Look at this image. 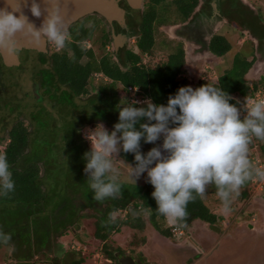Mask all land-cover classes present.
Here are the masks:
<instances>
[{"label":"rangeland","instance_id":"rangeland-1","mask_svg":"<svg viewBox=\"0 0 264 264\" xmlns=\"http://www.w3.org/2000/svg\"><path fill=\"white\" fill-rule=\"evenodd\" d=\"M253 5L258 7V12L264 19V0H255ZM174 15V12L168 11L164 12L162 17L170 23H175ZM171 33L173 34V29L168 30L165 27L160 31L156 30L157 50L170 53L171 46L162 40L165 41L166 35L170 36ZM215 33L225 36L232 42L233 49L227 58H217L208 51L202 52V57L195 62L187 58L185 77L188 78V86L193 89L207 83H215L221 71L228 66V58L231 59L242 47L251 49L248 42H256L254 37L246 33L240 34L235 30L233 32L219 29ZM88 42L92 47L94 41ZM127 43L133 49V41ZM257 45L261 48L257 53L259 62H256V67L247 74L248 81L257 80L263 67L260 58H264V43L260 44L261 46ZM108 49L113 50L111 47ZM32 66L34 67L31 70L27 64L23 69L11 65L5 83L1 84L0 139L11 128L14 119L24 120L31 133L28 154L24 160L31 158L40 164L42 173L39 182L45 187L49 202L36 208L8 204L0 206V231L10 233L12 237L7 245L0 242V264H52L48 261L52 256L62 257L61 264H70L77 257L73 253L75 251L91 255L83 264H106L104 255L99 250L95 252V248L100 246L91 236L93 218H80V215L100 213L110 198L102 203L92 199L93 192L84 173L86 161L83 155L91 148L90 142L86 139L89 130L103 124L111 132L116 123L108 118L107 111L100 108L94 100H75L66 89L58 88L56 83L51 87V97H48V100L46 98L40 103L39 100L32 98L34 94L29 74L31 72L37 74L40 69L41 71L47 69L44 74L46 71L49 72L46 65L45 69L43 67L38 69L35 62ZM101 80L106 81L98 75L94 83L98 84ZM26 93L29 97L25 96ZM119 95L121 102L118 110L125 105L128 98L129 102L139 101L132 97V93L119 91ZM5 143L6 140H0V151L3 150ZM253 152L252 163L264 169L259 150L253 148ZM113 159L119 171V180L143 185L146 173L134 182L130 178L127 166L116 156ZM23 163L25 164L24 161ZM252 183L253 192L246 202L241 203L240 192L243 187L238 193L233 194L231 211L228 214L222 211L217 195L210 193L203 196L211 211L224 216L222 223L216 227L194 222L187 232L175 235L176 241L160 238L152 228L147 227L146 244L140 250L142 262L230 264L233 261L232 264H241L237 261L245 258H254L255 262L258 258L257 252H260L261 248L255 246L252 241L256 230L252 232L250 227L257 229L264 227V211L262 217V213L256 212L255 208L264 205V184H260L259 180H252ZM26 212H30V215ZM247 223L251 224L247 226ZM130 235L131 231L128 228H122L119 234L111 237V245L124 248L131 238ZM42 252L44 254H41ZM252 253L254 256H251ZM134 258L139 260V255L136 254Z\"/></svg>","mask_w":264,"mask_h":264},{"label":"clouds","instance_id":"clouds-1","mask_svg":"<svg viewBox=\"0 0 264 264\" xmlns=\"http://www.w3.org/2000/svg\"><path fill=\"white\" fill-rule=\"evenodd\" d=\"M5 4L0 8V53L18 54V36L30 44L65 49L70 33L61 0H16L15 7L5 0ZM24 9L40 20L38 26ZM86 27L94 29L95 23L89 21ZM76 43L81 50L91 46L87 40ZM232 99L220 87L207 83L195 89L180 87L168 96L166 106L154 104L151 98L125 100L111 132L98 124L86 136L91 148L83 155L84 173L92 199L102 203L122 195L113 157L123 152L134 155V166L123 161L130 178L135 182L146 173V182L154 188L151 196L157 214L176 230L187 226V205L205 196L210 185L216 189L222 211L228 214L233 194L249 181H264V169L249 158L253 138L264 141V99L247 96L240 107L230 103ZM141 141L155 146L145 154ZM14 189L7 157L0 155V196ZM115 215L109 213L108 223L114 222ZM11 239L10 233L0 231V242L7 245Z\"/></svg>","mask_w":264,"mask_h":264},{"label":"trees","instance_id":"trees-1","mask_svg":"<svg viewBox=\"0 0 264 264\" xmlns=\"http://www.w3.org/2000/svg\"><path fill=\"white\" fill-rule=\"evenodd\" d=\"M182 1H186L187 6L189 5L190 12L195 5V0L192 1V4L188 3L190 0H179V8L182 7ZM161 3L163 4V0H151V3L146 6L139 22L132 26L136 33L133 49L130 47L128 50H122L117 56L113 50L108 49L111 45V37L105 30L104 23H101V19L84 18L73 24L69 28L70 36L65 49L51 50L46 57L57 85L66 89L75 100H94L100 108L107 111L108 118L115 123H118L117 112L121 102L119 91L126 94L132 93V97L139 101L151 98L154 104L166 106L168 96L175 95L180 87L188 86L189 83L188 78L185 77L182 47L180 45L171 47L170 53L155 48V28L166 23L159 18L161 14L158 16L157 13L156 7H159ZM189 12L180 19L185 20ZM261 18L258 16V21L264 26V19ZM89 21L95 23L94 29L90 30L86 27V23ZM238 30L239 33L243 31L242 24ZM251 35L256 37L253 30ZM257 38L260 44L262 41L264 42V31ZM80 40L94 41L93 46L81 50L76 43ZM162 41L167 43L166 40ZM247 44H251V49L247 50L242 47L235 52L231 59L228 58V66L218 75L217 81L209 83L227 92L233 98L230 103L237 107L244 103L245 97H254L258 92H264V58H260L263 61V67L259 78L254 81L247 79L249 71L256 67L255 64L259 60L257 53L261 48L255 47L251 42ZM260 44L259 46H261ZM232 45V42L225 36L215 35L209 41L206 50L217 58H227L233 49ZM95 75L102 76L106 81L101 80L95 84ZM129 100L128 98L127 101L129 102ZM237 101L240 103L237 104ZM144 122L146 121H141V123ZM30 135V130L24 120L17 119L0 139L6 140L0 155H6L15 183L14 191L7 196H0V206L8 204L36 208L49 202L46 189L39 182L42 173L40 164L31 158L24 160L30 146ZM157 143H161V141ZM154 146L141 141V151L145 154ZM253 148L259 150L261 160L264 162V141L253 138L249 145L251 161L254 155ZM117 158L124 165L134 162V155L130 153L121 152ZM118 182L122 185V195L119 198H110L100 213L80 215V218H93L91 236L100 246L95 248V252L99 250L104 255L106 264H119L121 257L131 256L134 258L136 254L139 255V260H136L137 264H155L142 262L141 259L140 250L146 244L147 227L152 228L160 238L176 241L174 230L187 232L191 225L197 221L210 227H216L222 223L224 218L223 215H217L209 209L204 197H197L194 202L187 205V226L176 230L174 225L169 224L163 216L157 214V205L151 196L154 188L146 182V179L143 185H135L121 180ZM252 192L253 183L249 181L240 192L241 203L246 202ZM210 193L216 195V189L212 185L208 187L205 195ZM148 208L151 210L140 212L141 209ZM113 212L116 214L114 222L108 223L109 213ZM134 212L140 214L133 215ZM27 213L30 215V212ZM122 228H128L131 231V238L124 248L113 247L111 237L119 234ZM73 253L77 257L70 264H83L91 258V255H86L82 251ZM48 261L52 264H61L62 257L52 256L48 258Z\"/></svg>","mask_w":264,"mask_h":264},{"label":"flooded vegetation","instance_id":"flooded-vegetation-1","mask_svg":"<svg viewBox=\"0 0 264 264\" xmlns=\"http://www.w3.org/2000/svg\"><path fill=\"white\" fill-rule=\"evenodd\" d=\"M192 1L194 0H190L188 3L192 4ZM254 1L255 0H195V5L189 12V5L187 6L186 1H182L185 4L183 6V3H181L183 7V10L181 11L182 7L179 8V0H163V4L161 3L159 7H156L158 16L161 14V17L159 16V18L164 20L162 17L164 12L170 11L175 13L174 16L176 22L170 23L168 22L169 20H164L166 23L157 26L155 29L158 31H160L162 27L168 28V30L173 29V34L171 33L170 35L171 37L168 35L165 37L167 38L166 44L173 48L176 45H180L184 53L185 63L187 58L193 59L192 61L195 62L196 59L202 57L201 53L207 51L206 47L211 38L215 35H220L219 33H215L216 31L219 29H226L233 32L234 30L239 32L238 29L240 24L243 25V31H241L240 34L246 33L250 37H254L251 35V31L253 30L255 32L256 37L253 39H255L257 43L255 41L252 42L255 47H257V44H260L257 36L263 34L264 26L258 21V16L259 18H261V16L260 12H258V7H254L253 5ZM140 2V8L132 9L127 4L126 0H118L116 1V6L120 17L119 15H116L110 20V22H108L98 14H88L70 24L68 30L73 24L81 19L95 17L101 19L103 21H101V23H104L105 30L111 37L110 47L113 48V52L117 56L120 51L128 50L130 48L127 43L128 41L132 40L133 44L135 43L136 33L132 26L139 22L142 12L145 10L146 6L151 3V0H140ZM188 12L189 14L187 18L181 20L180 17ZM261 19L263 20V18ZM249 24L250 26H248ZM113 35L115 36L114 43L118 46L116 51L114 50ZM124 39L125 42L122 43L121 41H124ZM263 43L264 42L262 41L261 45ZM23 44L19 47L21 49L19 53L14 55L19 68H26L27 64L32 70V67H34L32 66V63L34 62L37 64L38 69H40V67L45 69V65L49 68L46 57L51 50H54V46L51 44H44V52H38L31 48H25V43L23 42ZM55 51L57 50L55 49ZM34 58L36 60H34ZM39 58H41V60H39ZM11 59V56L7 54L5 56L0 53V87L1 84L5 83L8 71L11 69V65H13ZM45 70L41 71L40 69L37 74H35L36 72H31L29 74V81L32 84V91L34 94L32 98L39 100L40 103H42V100H45L46 98L48 100V97H51V87H53V83H56L50 68L49 72L46 71L44 74ZM58 88H60V86H58ZM25 96L29 97L28 93H26ZM16 120L17 119H14L11 123L13 124ZM252 241L254 242L255 239ZM257 253L258 255L260 254L259 252ZM251 256H254V254L252 253ZM133 259L135 260V258ZM230 264H232V261Z\"/></svg>","mask_w":264,"mask_h":264},{"label":"water","instance_id":"water-1","mask_svg":"<svg viewBox=\"0 0 264 264\" xmlns=\"http://www.w3.org/2000/svg\"><path fill=\"white\" fill-rule=\"evenodd\" d=\"M116 1L118 0H61L62 15L65 18L67 26L75 22L77 19L85 15L93 14V13L98 14L99 16L104 18V20H107L108 22H110V20L113 19L114 16L119 15L118 14L119 11L116 6ZM126 1L130 8L132 9L140 8V3H141L140 0H126ZM15 3H16V0H8V4L13 5V7H15ZM5 6H7L5 4V0H0V8H3ZM24 13L37 26L40 24V20L32 17L31 13L28 12L27 9H24ZM112 37H113V43H114L115 36L113 35ZM17 39L19 41V47L24 42L25 48H31L38 52H44V43H41L39 45L30 44L26 42L25 40H23L22 38H20L19 36L17 37ZM121 42L122 43L125 42V39L124 41H121ZM117 47L118 46L114 43L115 51L117 50ZM2 54L6 56L5 53H2ZM9 56H11L12 58L11 59L13 61L12 63L14 65H17L18 63L16 61L15 56L14 55H9ZM119 264H137V263L131 256H125L119 259Z\"/></svg>","mask_w":264,"mask_h":264},{"label":"crops","instance_id":"crops-1","mask_svg":"<svg viewBox=\"0 0 264 264\" xmlns=\"http://www.w3.org/2000/svg\"><path fill=\"white\" fill-rule=\"evenodd\" d=\"M262 206L261 207L258 206L255 208L257 210L256 212H259V213L261 212L262 213L261 215L263 217L264 205H262ZM256 212H255V214L257 216ZM237 224H239V223H237ZM249 224H251V223H247V226ZM250 228L253 230L252 232H255V230H256L255 237H254V239H255L254 244H255V246H259L261 248V251L259 252L260 254L258 255L259 257L256 259L255 262H254V258H245V259H242L241 261H237V262L241 263V264H264V227L257 229L256 227L251 226ZM244 260L246 262H244ZM232 263H233V261H232ZM235 264H237V263H235Z\"/></svg>","mask_w":264,"mask_h":264},{"label":"built area","instance_id":"built-area-1","mask_svg":"<svg viewBox=\"0 0 264 264\" xmlns=\"http://www.w3.org/2000/svg\"><path fill=\"white\" fill-rule=\"evenodd\" d=\"M134 91H135V89H134ZM254 98H256V99H264V93H262V92H258L255 96H254ZM260 168H262V166H260ZM259 183L260 184H264V181H259ZM262 186V185H261ZM181 232L180 231H175L174 230V234L175 235H177V234H180Z\"/></svg>","mask_w":264,"mask_h":264}]
</instances>
